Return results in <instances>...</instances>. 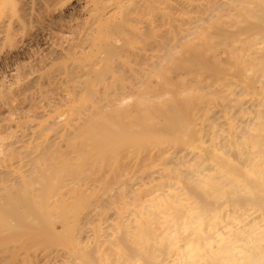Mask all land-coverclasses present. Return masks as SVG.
I'll list each match as a JSON object with an SVG mask.
<instances>
[{"label": "bare ground", "instance_id": "obj_1", "mask_svg": "<svg viewBox=\"0 0 264 264\" xmlns=\"http://www.w3.org/2000/svg\"><path fill=\"white\" fill-rule=\"evenodd\" d=\"M102 2L60 96L4 99L0 264H264V0Z\"/></svg>", "mask_w": 264, "mask_h": 264}, {"label": "rangeland", "instance_id": "obj_2", "mask_svg": "<svg viewBox=\"0 0 264 264\" xmlns=\"http://www.w3.org/2000/svg\"><path fill=\"white\" fill-rule=\"evenodd\" d=\"M102 1L7 0L0 9L1 127L4 126L3 124L8 123L5 122V118H11L8 117V114L11 113V111L8 112L10 109V107L8 108L9 103L14 104H11L14 108L15 105L18 107H16V112L23 108L21 109L22 114L27 111V115H32L31 113L35 109L36 101L32 105L35 99L32 100L29 93H32L31 95L37 98L38 96L36 95L39 94H36V92L41 88V92L45 90V92L53 96V93L61 92V89L65 91L68 88L64 81L69 84L68 80L71 78L70 72L75 67L73 59L84 55L79 54L81 48L84 47L83 52L89 51L92 48L91 45V48L89 47L92 36L88 34L90 38L87 37L86 39L85 36L88 35H85V32L87 28H91L89 25H92L95 19L97 21V18L104 14L105 10L102 8L108 2L106 3L105 1L106 4L103 5ZM107 6L109 9L110 6L108 4ZM102 12L103 14H101ZM84 42L87 44L89 42L88 46H83L87 45ZM85 47H87V50ZM64 86L67 87L65 88ZM45 92H43L45 96L49 95ZM57 94L54 96H57ZM60 95L61 93L58 94V96ZM26 96L27 98L24 99ZM52 96L50 99H53L54 96ZM8 97L11 98V102L7 100V105L5 98ZM57 97H54V100ZM28 98H31V102H28ZM13 99L15 102H13ZM59 106L60 104H56L52 110L55 112L56 107ZM29 107L30 109L32 108L29 110L30 114H28L27 110ZM12 111L15 112L14 109ZM21 113L19 112L17 115H21ZM13 114L11 113V116ZM51 114L53 115L54 113L50 112ZM17 115L14 118L12 116L11 119L14 120L16 117H19ZM0 130L2 131L3 128ZM14 262L15 264L22 263L21 261V263L19 261Z\"/></svg>", "mask_w": 264, "mask_h": 264}]
</instances>
